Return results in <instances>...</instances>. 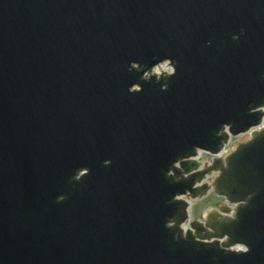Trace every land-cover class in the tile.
Segmentation results:
<instances>
[{"label": "water", "instance_id": "1", "mask_svg": "<svg viewBox=\"0 0 264 264\" xmlns=\"http://www.w3.org/2000/svg\"><path fill=\"white\" fill-rule=\"evenodd\" d=\"M263 107L264 0H0V264H264Z\"/></svg>", "mask_w": 264, "mask_h": 264}, {"label": "rangeland", "instance_id": "2", "mask_svg": "<svg viewBox=\"0 0 264 264\" xmlns=\"http://www.w3.org/2000/svg\"><path fill=\"white\" fill-rule=\"evenodd\" d=\"M223 203L222 198H218L216 195L206 198L202 201L197 202L196 214L201 215L205 212L209 206H218Z\"/></svg>", "mask_w": 264, "mask_h": 264}]
</instances>
